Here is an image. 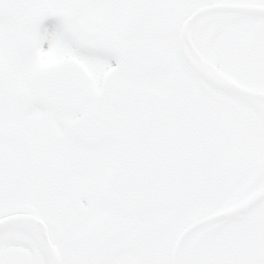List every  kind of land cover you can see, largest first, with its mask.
<instances>
[{"label":"snow or ice","instance_id":"snow-or-ice-1","mask_svg":"<svg viewBox=\"0 0 264 264\" xmlns=\"http://www.w3.org/2000/svg\"><path fill=\"white\" fill-rule=\"evenodd\" d=\"M0 264H264V0H0Z\"/></svg>","mask_w":264,"mask_h":264}]
</instances>
